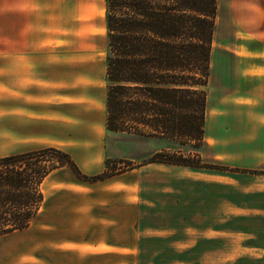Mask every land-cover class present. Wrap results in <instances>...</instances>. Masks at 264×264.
<instances>
[{"label": "crops", "instance_id": "1", "mask_svg": "<svg viewBox=\"0 0 264 264\" xmlns=\"http://www.w3.org/2000/svg\"><path fill=\"white\" fill-rule=\"evenodd\" d=\"M89 1L0 0V112L7 102L11 116L13 56L39 53V149L52 147L69 153L84 174L93 176L108 169L107 82L99 100L92 97L93 82L86 76L79 79V90L74 85L68 93L60 92L59 77L49 74L54 66L48 67L45 56L57 55L62 48L44 41L76 36L77 26L84 29L90 18ZM225 12L245 40L249 57L239 67V89L229 94L230 104L207 107L206 149L218 160L228 147H251L264 161V0H227ZM69 13L73 16L70 22ZM33 21L39 23V36L35 34L39 50L9 46L13 38L27 36V24ZM61 26L63 33L72 34L61 35ZM227 122L240 143L227 142L229 132L223 124ZM7 155L0 153V157ZM134 170L96 182L79 178L68 166L52 170L40 185L43 200L30 225L0 235V264H264V243L251 246L260 249L253 256L235 232L229 234L228 254L220 255L219 232L214 235V229L206 234L199 227L185 228L182 233V228L142 223L139 180L131 174ZM254 174L261 177L257 178L258 189L264 192V174ZM205 237L215 246L210 252L201 250ZM152 241L165 245L154 249Z\"/></svg>", "mask_w": 264, "mask_h": 264}, {"label": "rangeland", "instance_id": "2", "mask_svg": "<svg viewBox=\"0 0 264 264\" xmlns=\"http://www.w3.org/2000/svg\"><path fill=\"white\" fill-rule=\"evenodd\" d=\"M226 2L219 0L218 3L211 77L205 87L207 107L224 102L230 104L229 94L239 89V67L245 64L244 58L249 57L244 46L245 40L227 17ZM88 3L90 18L85 28L77 26L76 33H79L73 37L44 40L45 45L62 48L61 53L45 57L48 58V67L54 66L49 74L54 78L59 77L60 92L68 93L66 91L73 90L74 85L79 90V79L86 76L93 82L95 92L92 97L99 100L103 98L106 89L108 41L105 16L102 15L105 12V0H90ZM78 6L79 2L76 1V11ZM31 11V16H34L35 7ZM72 17L69 13V22ZM27 26V36L13 38L9 46L20 45L28 47V50H39V37H35V34L39 36V23L37 25L33 21ZM62 31L63 26L61 35L72 34ZM80 33L87 36L81 37ZM67 48L70 50L64 53ZM13 62L11 116L8 115L7 102L5 110L2 107L0 112V153L9 155L39 149V53L13 56ZM223 124L226 133L229 132L226 134L227 142L240 143L237 141L239 136L235 134L236 130L228 122ZM9 131L10 136L7 135ZM105 140L108 173L135 169L131 174L139 180L142 223L159 228H182V233L185 228L199 227L204 233L211 234V229H214V235L217 236L219 232L220 255L228 254L229 234L235 232L239 240L242 239L240 244L248 246L247 253L253 256L260 254L259 248L251 246L264 243V192L258 189L260 181L257 178L261 177L254 173L264 174V161L254 154L251 147H247V150H243V147H228V150L221 152L218 160H214L213 151L206 149L205 139L132 136L108 130ZM246 140H250L249 137ZM159 151L166 152L168 158L173 154L184 155L203 166L152 163L139 168ZM208 166L220 169L213 171L209 169L214 168ZM190 232L189 235L195 231ZM164 245L162 241L150 243L154 249ZM200 245L205 252L215 248L206 237Z\"/></svg>", "mask_w": 264, "mask_h": 264}, {"label": "trees", "instance_id": "3", "mask_svg": "<svg viewBox=\"0 0 264 264\" xmlns=\"http://www.w3.org/2000/svg\"><path fill=\"white\" fill-rule=\"evenodd\" d=\"M218 3L105 0L108 130L204 139ZM169 157L159 151L143 164L203 166L184 155ZM61 166L90 182L113 175L88 176L69 153L52 147L0 157V235L30 225L43 200L41 183Z\"/></svg>", "mask_w": 264, "mask_h": 264}]
</instances>
